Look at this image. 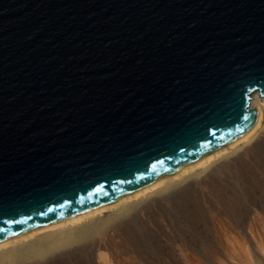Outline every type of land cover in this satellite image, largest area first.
Here are the masks:
<instances>
[{"label":"water","instance_id":"1","mask_svg":"<svg viewBox=\"0 0 264 264\" xmlns=\"http://www.w3.org/2000/svg\"><path fill=\"white\" fill-rule=\"evenodd\" d=\"M264 0H0V244L249 131Z\"/></svg>","mask_w":264,"mask_h":264},{"label":"bare ground","instance_id":"2","mask_svg":"<svg viewBox=\"0 0 264 264\" xmlns=\"http://www.w3.org/2000/svg\"><path fill=\"white\" fill-rule=\"evenodd\" d=\"M255 108L257 119L249 131L165 179L80 215L1 243L0 264H59L53 263V259L55 257L57 261L62 255L74 264H80L77 257L81 253L77 247L86 241H95L96 264H126L127 260L122 256L131 251L128 245L123 246L125 251L118 250L117 239L129 232L128 226L132 222L149 216L150 211L159 210L166 203L183 206L191 194H200L203 200L214 197V200L206 201L210 203L238 191L229 193V190L237 189V185L240 191L258 187L251 184L256 183L251 182L255 173L261 178L264 175V102L257 92L250 96V109ZM255 160L259 162L258 168H249L250 162ZM232 170V181H225L221 175L232 173ZM205 190L208 192L204 193ZM209 194L211 196L208 197ZM254 215L246 231L242 232L234 229L235 224L225 220L214 223L211 230L219 248L211 252L202 250V258L208 259V263H204L202 258L190 256L188 251L183 252V259L187 264H230L228 262L238 263L240 260V264H250L253 256L249 252L253 249L264 257V215ZM123 243L126 244L127 240L123 239ZM239 255L245 258V262Z\"/></svg>","mask_w":264,"mask_h":264},{"label":"rangeland","instance_id":"3","mask_svg":"<svg viewBox=\"0 0 264 264\" xmlns=\"http://www.w3.org/2000/svg\"><path fill=\"white\" fill-rule=\"evenodd\" d=\"M258 164L259 162L256 160L250 162V165L248 162L249 168L257 169ZM221 176L225 181H232L234 170L232 173H223ZM262 176L261 178V175L258 176L255 173L251 177V182H256L251 184H257L258 187L240 191L237 185L238 188L229 190V193L238 191L219 197L220 199L215 202H206L214 200L210 194L208 197H211H205L204 200L200 194H191L194 196L188 195V202H184L183 206H170L166 203L159 210L150 211L149 216L146 215L143 219L132 222L128 226L129 232L118 237L117 243L120 245L118 250L125 251L123 246L128 245L127 248L131 251L127 255H123L122 259L127 260L126 264H187L183 259L185 251H188L190 256L197 258H202V250L208 249L211 252L214 249L216 251L219 247L211 230L215 222L218 220L231 222L235 224L233 225L234 229L242 232L246 231L251 218H255L254 214L264 215V175L262 174ZM207 192V190L204 191V193ZM178 201L179 199L176 203ZM123 239L127 240L126 244L123 243ZM94 244L95 241H86L78 245L80 247L77 248H80L81 255L77 258L80 264L97 263V249ZM91 253L94 254L91 256ZM249 253L253 256L250 264H264V257L255 252V249L250 250ZM240 257L245 262V258ZM201 260L208 263V259L202 258ZM53 261V263L59 264H74L65 255H62L61 259L57 260L58 262L55 257ZM239 262L228 263L240 264Z\"/></svg>","mask_w":264,"mask_h":264}]
</instances>
